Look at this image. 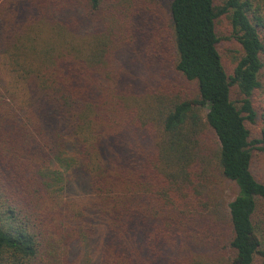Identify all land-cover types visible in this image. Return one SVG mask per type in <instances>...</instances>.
<instances>
[{"label": "trees", "instance_id": "obj_1", "mask_svg": "<svg viewBox=\"0 0 264 264\" xmlns=\"http://www.w3.org/2000/svg\"><path fill=\"white\" fill-rule=\"evenodd\" d=\"M262 93L264 0H0V264H264Z\"/></svg>", "mask_w": 264, "mask_h": 264}, {"label": "rangeland", "instance_id": "obj_2", "mask_svg": "<svg viewBox=\"0 0 264 264\" xmlns=\"http://www.w3.org/2000/svg\"><path fill=\"white\" fill-rule=\"evenodd\" d=\"M158 3V10L161 12H165L166 7L170 0H155ZM162 17V15H161ZM217 33L221 42L219 43V51L222 56V60L224 66L228 72V74L233 73V68L237 63L241 55V48L234 40H227L230 34V26L229 22L226 18H222L219 20L217 24ZM257 101L259 104H263L264 102V93L260 94L257 97ZM255 132L258 130H254ZM254 161L252 166V172L255 177L264 182V154L261 152H254ZM206 193L215 202L220 206L221 209L225 210L228 204L234 199L237 194L236 186L229 181L224 179H218L214 183V185L207 186ZM262 221L260 222V227L258 228V237L260 239L262 248L264 249V213L262 215ZM228 264H230L228 262Z\"/></svg>", "mask_w": 264, "mask_h": 264}]
</instances>
